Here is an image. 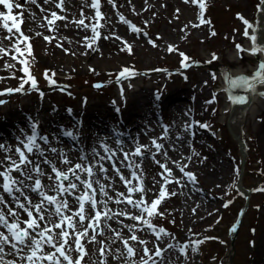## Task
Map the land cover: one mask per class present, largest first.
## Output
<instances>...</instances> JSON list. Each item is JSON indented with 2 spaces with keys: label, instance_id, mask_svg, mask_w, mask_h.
Instances as JSON below:
<instances>
[{
  "label": "rangeland",
  "instance_id": "rangeland-1",
  "mask_svg": "<svg viewBox=\"0 0 264 264\" xmlns=\"http://www.w3.org/2000/svg\"><path fill=\"white\" fill-rule=\"evenodd\" d=\"M122 1L113 0V7L108 0H102L101 14L106 18L104 24V19H96L97 22L94 20L90 0H66L65 11L55 6L58 0H52L48 4L44 0H37L36 4L28 3L27 0H13L12 15L17 17V22L23 20L21 31L30 41L20 42L22 37L15 32V28L14 38L5 39L9 33L3 27L4 21L0 20V48L8 53H0V92L4 93L0 95V145L7 149H0V161L7 166V157L18 159L15 149L23 148L18 140L23 138L26 141V133L33 121L39 122L43 133L49 134L51 139L47 144L39 141L44 156L33 152L29 154V158L42 162L47 157L58 168L67 167L61 164L57 155L59 152L65 153L73 163L81 162V155L93 161L96 160L94 150L104 155L102 152H105L106 146L119 155L128 141L138 142L142 147L143 157H131L138 163L142 159L140 168L133 170L137 173L143 171L145 199L149 203L156 199L164 184L158 175L164 170L155 161L166 164L171 170L170 179L173 182L166 185V190L175 195H169L158 206V212L162 215L148 217L145 214L161 239L157 240L148 228L136 231L135 234L141 240L148 235L150 241L144 239L146 245L129 241L139 251L135 258L140 260L143 247L151 244V253L159 246L171 254L169 258H164V264H223L232 248L234 250L227 264H256L254 250L260 235L264 233V144L258 145L251 138L263 120L257 117L256 120H247L246 124L243 122L245 116L241 113L238 116L235 134L243 142L246 157L237 188L241 153L227 128L230 107L225 111L230 102L226 97L228 93L221 90V72L239 69L243 71L240 77H245L258 68L260 56H251L247 51L252 28L248 29L249 34L245 36L247 26L244 20L253 26L256 8L261 0H204V19L208 21L205 24H199L198 4H186L184 0H140L138 4H129L135 18L127 19L129 23H135L141 30L140 33L132 32L129 25L118 18V12H125L121 7ZM129 1L131 0H127ZM17 4L22 8L16 7ZM2 9L4 8L0 5V12H3ZM52 12L66 17V20L49 25L47 20L51 18ZM80 19H84L89 27L73 23ZM102 21V27H97L100 37L91 48L87 47L93 36L92 26ZM7 23L9 27L12 26L10 20ZM194 24L199 26L193 27ZM162 29H169L173 33L168 42H163L167 38ZM212 32L216 34L212 35ZM45 36L51 38L50 42L44 39ZM56 37H61L63 41ZM150 40L155 43V47L149 43ZM122 41L130 46V52ZM29 43L32 55L27 52ZM237 45L243 51H238ZM169 46L173 47L172 52L168 51ZM16 47L24 54L17 53ZM181 53L189 58L184 62H190L187 66L182 67ZM148 54L153 56L149 58ZM13 56L16 59H12ZM23 60L28 61L27 65L19 62ZM23 67H28L30 74L38 82L37 90H32L26 84L24 92L7 93V89L19 86V78L27 79L21 71ZM124 69L129 72L121 77L120 73ZM240 77L233 80L238 81ZM173 91H178V95L172 100V106L176 108V122L170 118V112L161 102ZM259 101L264 103V95L260 96ZM36 105H45V109L34 113L31 107ZM133 106L136 108L134 118L126 123V111ZM250 107L256 112L254 104L251 103ZM243 110L245 109L240 111ZM70 112L82 120L80 129L77 127V131L71 130L74 134L73 141L60 136L68 126ZM24 113L28 114L27 117H24ZM86 120L91 121L89 126ZM201 124L209 127L201 128ZM153 140L162 145L159 152L152 145ZM168 141L171 142L170 145L166 144ZM179 142L183 146L175 147ZM50 148H55L57 152H51ZM171 150L177 153L176 156H170ZM129 152L133 153V150ZM208 155L225 164L224 181L208 185L201 178L199 170L206 167L204 157ZM41 167L46 173H50L47 164L41 163ZM181 167L184 168L183 172L180 171ZM2 170L0 167V171ZM121 171L131 178L126 167L121 168ZM185 173H191L196 178V184L188 183ZM13 175L20 178L17 173ZM177 180L178 184L175 182ZM43 182L48 183L46 178ZM136 183L134 180L133 184ZM119 185L124 188L121 182ZM194 186H197L196 192L191 190ZM239 189L249 191L247 198L239 193ZM115 191H119L117 187ZM1 194H4L9 206L13 207L7 194L0 190ZM26 194L38 199L35 193ZM137 196L139 194L133 199ZM182 197L190 198L192 202L189 204ZM204 200L213 202L206 212L203 208ZM225 204L228 206L224 207ZM193 205H197V211L192 209ZM243 207L245 211L238 224L237 215ZM133 210L132 215H139L136 209ZM116 212L120 211L116 209ZM121 220L126 221L123 216ZM111 221H107L109 226ZM130 224L136 222L132 221ZM235 225L237 228L232 231ZM160 228L165 229L169 235L159 233ZM106 229L109 234L98 236V240L104 241L107 254L110 249L109 238H115V233H110L109 227ZM99 231L103 232L101 227ZM121 234H125V231ZM130 235L128 232L126 238ZM189 237L191 239L186 241ZM84 243L89 257L84 258L85 264H93L94 259L98 262L103 259L98 251L99 244L88 243L87 239ZM118 245L123 249L121 242L118 241ZM7 251L5 248V252ZM13 259L17 264V257L5 256V260ZM156 260L159 261L160 258L157 257Z\"/></svg>",
  "mask_w": 264,
  "mask_h": 264
},
{
  "label": "snow or ice",
  "instance_id": "snow-or-ice-1",
  "mask_svg": "<svg viewBox=\"0 0 264 264\" xmlns=\"http://www.w3.org/2000/svg\"><path fill=\"white\" fill-rule=\"evenodd\" d=\"M28 3L36 4L37 0H27ZM52 0H44L45 4L51 3ZM66 0H58L56 7L61 11H65L64 4ZM110 4H115L113 0H108ZM184 3H192L199 7V24L208 23L204 19L205 2L204 0H184ZM264 4V0H261ZM0 5L4 9H7V14L0 12V20L4 21L3 27L9 33L5 36V39H13L15 32L20 34L22 40L20 42H27L29 37L24 36L21 31L20 24L23 23L21 19L17 23V17L12 15L13 12V0H0ZM16 7H21L17 4ZM39 6V5H37ZM95 9V15L99 19H104L100 12V0H91V5ZM43 11V9H41ZM22 15V13H21ZM243 19V18H241ZM12 21V26L9 27L7 23ZM66 20V17L57 15L56 12L51 13V18L47 20L49 25H55L56 21ZM120 21L126 25H129L130 29L134 33H140V29L135 25H131L123 16H120ZM78 25L88 28L89 25L84 23V19L73 21ZM246 27L245 36H248V29L252 28L247 20H244ZM199 25L194 24L193 27ZM97 27L102 25L92 26L93 36L90 38L87 47L91 48L95 41L100 37V33L97 31ZM52 30V29H49ZM212 32V35H215ZM39 35V33H38ZM108 37H105L107 39ZM44 39L50 42V37L45 36ZM120 39V37H116ZM255 40V37H251ZM125 47L131 51L129 45L126 42ZM154 47L156 46L153 41H149ZM60 47L61 45H57ZM174 49L172 46L168 47V51L172 52ZM238 51L243 49L237 45ZM17 53L23 55L19 47L15 48ZM264 51V49L254 48L253 52ZM28 55H32L31 44H27ZM0 53L7 55V51L4 48H0ZM183 57L182 66H187L184 62L189 58L183 53L180 54ZM12 59H16L15 56ZM21 64L27 65L28 61H19ZM5 67H13V65H5ZM21 71L25 74L27 79L23 77L19 86L15 89H7L6 92L11 94L13 92L20 93L26 91L25 85L29 84L32 90H37L38 82L30 74L28 67H23ZM128 69H124L120 76L123 77ZM47 78V73L45 74ZM16 78V77H13ZM253 80L264 84V63L259 65V70L254 74ZM54 84V81H49ZM233 85L237 83L254 91L253 85L249 82L247 77H240L238 81H232ZM99 87V85H97ZM4 93L0 92V95ZM264 95V93H260ZM234 103H246L245 97L235 98ZM201 128H208L206 124H201ZM64 135L72 136V133L66 132ZM45 144L48 143L47 137H39ZM23 148L17 147L15 153L18 155V159H13L11 156L7 157L9 163L4 165L3 161H0V167L3 168L0 171V190L7 194L11 203L15 207H10L9 202L5 200L3 195H0V264H16V260H5V256L17 257L19 260H23L26 264H40V262H47V264H83L84 258L88 255L84 240L87 239L88 243L99 244L98 249L101 259L98 264H107L106 249L104 247V241L98 240L97 237L103 235V232L99 231L101 223L105 227H110L107 221L113 220L115 217L123 216L125 219L135 221L136 224H143L146 228L156 234L157 240L161 239L157 234L156 228L150 222L145 219V214L148 217H154L162 215L158 212V206L169 195H175L174 192L169 193L166 190V185L172 183L170 179L172 172L167 168L166 164H162L159 161H155L161 169L162 173H158L164 184L161 185L157 198L150 203L145 199L146 190L143 187V171L139 173L133 169H139L142 163H138L135 160H131L130 156L143 157V151L141 146H137L133 153H124L123 160L120 161L121 167L116 165V153L110 148L104 146V151L107 155H100L93 151L94 156H99L98 160L89 161L86 156L81 155L80 161L73 163L71 159L63 152L57 153L62 165L67 167L58 168L53 160H49L47 157L42 162L30 159L29 154L36 152L40 156H44V151L37 143V136L35 134V127H33V135L28 136L26 141H21ZM152 145L157 152L162 148L161 144H158L155 140L152 141ZM0 149H4L3 145H0ZM51 152L56 153L55 148L49 149ZM7 151V149H4ZM167 154L165 153V156ZM155 153L153 154V158ZM104 161L111 164L112 171L115 176L119 178V181L126 189L125 192L115 191L112 177L108 175L109 169L105 167ZM127 161V164L124 163ZM41 163L47 164L50 168V173H46L41 167ZM128 168L131 174V178L126 177L121 168ZM180 171L183 172L184 168L181 167ZM13 173H17L20 178L14 176ZM166 173V175H165ZM189 180L194 181L195 177L191 173H185ZM48 183H44V179ZM137 181L133 184V181ZM104 181H108L105 183ZM30 182V183H29ZM177 184L179 181H175ZM160 183V181H156ZM110 191L115 192V196L109 194ZM27 192L35 193L38 199H33L26 194ZM139 194L136 199L133 197ZM99 197V198H98ZM71 201V202H70ZM113 202L115 204L124 203L130 208L136 209L139 215H132L127 209H122L120 212H116L114 209L108 207V203ZM228 205L225 204L224 207ZM6 209V211H5ZM24 215V219L21 220V215ZM9 217L15 218L10 221ZM117 223L122 221L117 220ZM136 224L125 225L128 228L131 235L127 238L123 237L120 232L115 229H110L115 233V238L119 239L123 244V252H119V255H114L113 258L119 259L121 256L125 257L126 262L133 260L139 253L130 245L129 241H136L141 245H146L147 242L141 240L135 233L136 231H142L143 229H137ZM236 229L233 228L232 231ZM159 233L167 236L169 235L165 229L160 228ZM111 239V238H109ZM115 242V240H113ZM172 247V245H169ZM186 247V246H185ZM5 248L8 249L5 252ZM50 249L46 251L45 249ZM27 250V251H25ZM164 251L159 246H156L155 252L151 253L150 249L146 246L143 247L142 255L140 257V264H164ZM75 252V257L69 253ZM160 260L157 261L156 258Z\"/></svg>",
  "mask_w": 264,
  "mask_h": 264
},
{
  "label": "bare ground",
  "instance_id": "bare-ground-1",
  "mask_svg": "<svg viewBox=\"0 0 264 264\" xmlns=\"http://www.w3.org/2000/svg\"><path fill=\"white\" fill-rule=\"evenodd\" d=\"M140 0H131L129 2H127V0H123L121 3H122V8L125 9L124 11L127 12H118L117 14L118 15V18L120 19V16H123L126 20L128 18H135V13L133 12L132 10V7L129 5V4H138ZM105 19L104 18V24H105ZM257 21V20H256ZM103 23V21L99 24L101 25ZM184 25H182L183 27ZM185 27V26H184ZM253 29V28H252ZM60 32V31H58ZM162 32L165 36V38H167V41L164 40L163 42H168L169 39L172 38L173 36V33L169 32V29H162ZM57 40L59 41H63V39L61 37H56ZM251 47L254 49L256 47H253L254 46V43H253V40L251 41ZM250 45H247V51L248 49H250ZM151 56L153 55H149L148 54V57L151 58ZM263 63V62H261ZM259 68H257L256 70H254L251 74V77L249 78V82H250V79H253V76L255 74L256 71H258ZM243 75V71L242 70H233L232 72H230V77H228L229 79L233 78H237V77H240ZM238 88H245V87H241L239 86ZM236 92V91H235ZM264 92V88H257V89H254V92H253V97L252 99L250 100V103L252 102V104L255 105V111L257 112H254V110L251 109V107H249L248 109L246 110H243V112H239L237 111L236 112V116H235V119H234V122L231 124V127L233 130H237V125H238V116L239 114L241 113L244 117V121L246 124H247V120L250 121L249 119H257V117H261L262 120H263V123L260 127H258L256 129V134L253 135V137L251 138L253 141L256 142V144L260 145V144H264V103H262L261 101H259V98H260V93H263ZM237 93V92H236ZM178 95V91H173L172 94L168 95V96H165L164 97V100L162 99L161 102H162V106L164 104V107L166 108V110L168 112H170V115L172 117H170L172 120L175 121V117L177 114H176V108H174L172 106V100L174 97H176ZM241 97H245V95H241ZM147 101H148V98H146ZM32 111L35 113L37 112L38 110H42V109H45V105H36L35 107H31ZM263 109V110H262ZM228 111V105H227V108H226V111ZM246 112H248L247 114H245ZM134 113H136V108L133 106L131 108L128 109V111H126V115H125V121L126 123H128L129 121H132L133 118H134ZM87 122V125L89 126L91 124V121L90 120H86ZM176 122V121H175ZM1 128V126H0ZM2 130V129H1ZM0 130V131H1ZM250 132L251 134H253V131L252 129L250 128ZM136 140V139H135ZM170 141H168V143L166 142L167 145H170ZM137 146H140L138 142H134V141H128V145H125L124 146V150L125 152L128 151V153H131L129 152V150H134ZM183 146V143L179 142L175 147H182ZM179 150V149H178ZM104 155H105V152H102ZM177 153H174L172 152V150L170 151V156H176ZM102 155V154H100ZM123 156H124V153H121L120 152V155H118V153L116 154V157H115V160H116V165L117 167H120V161L123 160ZM145 158V156H144ZM96 160L99 159V156H96L95 158ZM146 159V158H145ZM210 159V160H209ZM204 162L206 164V167L202 168L199 170V173H200V176L201 178L203 179V181L205 183H207L208 185H213V183H218V182H222L224 181V179L226 178V174H225V169H224V165L222 162H218L213 156H207V157H204ZM104 164H105V167H107L109 169V172H108V175L112 177V182L114 184V187H117V190H119V192H124V188L122 186L119 185V178L117 176L114 175L113 171H112V168H111V164L107 161H104ZM179 179V178H177ZM105 183H108V181H104ZM200 186V184L198 185ZM196 189H197V186H194V187H191V190L193 192H196ZM184 192V191H183ZM110 195L112 196H115V192L113 191H110L109 192ZM99 198V197H98ZM184 198L189 204L192 202V200L190 198H187V197H182ZM71 202V201H70ZM204 212H206L207 209H209L210 207H212L211 205H213V202L211 200H204ZM112 206H113V209L116 211V209H118L119 211H121L122 209H127L129 211L130 214L133 213V209L130 208V207H127L125 205H122V204H115L113 202H109L108 203V207L112 209ZM13 207H15V205L13 204ZM192 209H194V211H197L198 208H197V205H193L192 206ZM6 211V209H5ZM23 214L21 215L20 219L23 220ZM11 219H9L10 221L14 220L15 218L13 217H9ZM122 216H118V217H115L111 223H110V227H109V231L110 233L113 231H111L110 229H115L117 230L118 232H121L123 233V231H125V234H121L123 237L126 238V235L127 233L129 232L128 228L125 227V225H130V223L132 222V220H129V219H126L125 222H122V223H117L116 221L119 220V221H122ZM205 219V217H204ZM119 225V228H117V226ZM101 229L103 231V234H109V232L107 231L106 227L104 226V224H101ZM140 229H143L145 230L144 227H140ZM156 236V234H154ZM112 237V236H111ZM113 238V237H112ZM98 239V237H97ZM144 239H147L149 240L148 238V235L145 236V237H142V240ZM191 238H187L186 241H189ZM113 240H115V242H113ZM118 240L119 242H121L119 239H110V249H109V252L106 254L107 256V264H128L129 262H132L133 264H140V260L134 258L133 260H128L126 262V259L125 257L121 256L119 259H115L113 258L114 255H119V252H117L116 250H119L120 252H123V249L119 247L118 245ZM150 241V240H149ZM140 244V243H138ZM151 247L152 245L149 244L147 248L150 249L151 251ZM165 248H168V247H165ZM234 249L231 248V250L228 252V254L226 255L225 259L223 260V264H227L228 262V258H230V255L231 253L233 252ZM137 252H139L137 250ZM155 252V249L152 250V253ZM254 253H255V261H256V264H264V233H262L260 235V239H259V242H258V245L256 247V249L254 250ZM171 256V254L168 252V251H164V258H169ZM8 258V257H7ZM85 259H89L88 256L85 257ZM23 260H19L17 258V264H22ZM40 264H47V262H42ZM83 264L84 261H83ZM93 264H98V261L94 259V262Z\"/></svg>",
  "mask_w": 264,
  "mask_h": 264
},
{
  "label": "water",
  "instance_id": "water-1",
  "mask_svg": "<svg viewBox=\"0 0 264 264\" xmlns=\"http://www.w3.org/2000/svg\"><path fill=\"white\" fill-rule=\"evenodd\" d=\"M257 20H258V24H257V28H256V31H255V44L259 48L264 49V4L261 7V11H260V13L258 15V19ZM255 46H253V47H255ZM251 80H253V79H250V81ZM253 88L254 89L264 88V84L257 83V84H255L253 86ZM238 89H240V88H238ZM241 90H243V88H241ZM245 98L247 99L246 96H245ZM233 114L234 113L232 112V114L229 117L228 129H229V132L232 135V137L240 144V139L235 135V133H234L232 127H231V122H232ZM243 161H244V153H243Z\"/></svg>",
  "mask_w": 264,
  "mask_h": 264
}]
</instances>
